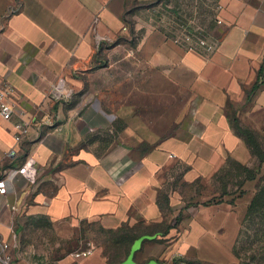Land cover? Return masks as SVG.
<instances>
[{"label": "crops", "instance_id": "1", "mask_svg": "<svg viewBox=\"0 0 264 264\" xmlns=\"http://www.w3.org/2000/svg\"><path fill=\"white\" fill-rule=\"evenodd\" d=\"M151 1L0 0V87L34 119L18 144L21 116L0 114V264H35L33 236L48 264L239 259L257 183L243 173L224 193L218 181L256 160L235 124L264 138V0H219L224 33L209 55L162 30L117 40L126 11ZM117 124L159 141L139 153ZM29 158L35 182L17 173Z\"/></svg>", "mask_w": 264, "mask_h": 264}, {"label": "rangeland", "instance_id": "2", "mask_svg": "<svg viewBox=\"0 0 264 264\" xmlns=\"http://www.w3.org/2000/svg\"><path fill=\"white\" fill-rule=\"evenodd\" d=\"M219 0H161L157 7L148 8L141 3L134 4L125 13V35L117 40L129 42L133 39L139 43L149 31L162 30L169 37L187 49L198 50L204 54H211L217 46L224 29L218 23ZM138 39V40H137ZM116 40V41H117ZM112 41V43L116 42ZM102 47V45H101ZM109 99L115 98V91H107ZM186 99L183 92L173 91L172 100L183 101ZM178 107L172 110L174 118ZM245 125V124H244ZM119 130L124 131V140L132 145L137 152L144 153L151 149L159 141L157 136L152 134L142 135L140 133L126 132L128 128L117 124ZM249 125L247 124V128ZM264 152V141L259 142ZM250 164L255 170L257 187L254 194L264 189V163L258 158ZM229 170L223 173L219 179V187L226 186L229 190H236L237 182L242 179L239 175V166L229 163ZM52 241V247H56L55 237H46ZM36 240L37 252L26 253L35 264H48L51 260L52 251L47 250L46 244H39ZM61 247L66 246L65 241H57ZM237 253L240 259L235 260V264H264V208L254 211L252 216L244 223V232L237 244ZM131 264V262H127ZM185 264H210L196 260L187 261Z\"/></svg>", "mask_w": 264, "mask_h": 264}, {"label": "built area", "instance_id": "3", "mask_svg": "<svg viewBox=\"0 0 264 264\" xmlns=\"http://www.w3.org/2000/svg\"><path fill=\"white\" fill-rule=\"evenodd\" d=\"M19 108L15 101V96L13 93V88L10 85H4L0 87V114L5 121H14L15 116L18 115ZM21 119L13 122L14 124V139L16 143L20 144L25 136H27L34 124V119L26 120L22 113H20ZM12 155L15 154L14 151L11 152ZM18 174L24 175L30 182H35L38 177L39 167L36 161L29 158L25 165L17 170ZM9 193V179L8 176L0 177V194L7 195ZM15 208V207H13ZM0 248L6 250L8 245L5 243H0ZM2 257L0 255V261ZM3 261V260H2ZM4 264H8L4 261Z\"/></svg>", "mask_w": 264, "mask_h": 264}, {"label": "trees", "instance_id": "4", "mask_svg": "<svg viewBox=\"0 0 264 264\" xmlns=\"http://www.w3.org/2000/svg\"><path fill=\"white\" fill-rule=\"evenodd\" d=\"M161 0H153L149 3H141L143 6L148 7V8H153V7H157L160 4ZM168 35V34H167ZM169 36V35H168ZM121 41V40H119ZM130 43H132L133 45H136V41L135 39L131 40ZM258 86V83L257 85ZM235 127L237 129V131L244 136L245 140L247 141V145L249 146V148L251 149L253 156L255 158H258L260 160L261 163H264V152H262V145L259 143L261 141H264V138H262L254 129H252L251 127H242L240 126L238 123L235 124ZM239 175H242L243 173H245L246 176V180H256V173L255 170L249 166L245 167V168H239ZM241 184V183H240ZM223 192L226 193L227 192V187L224 186L223 187ZM264 208V189L263 190H259L258 193L255 194L253 200L251 201L248 210H247V214L246 217L244 219V223L247 219H249L254 211H259L262 210ZM244 223H243V227L241 230V233L239 235L237 244L239 242L240 237L243 235L244 232ZM236 254L237 257L240 259L239 254L237 253V245H236ZM201 262V261H199Z\"/></svg>", "mask_w": 264, "mask_h": 264}, {"label": "water", "instance_id": "5", "mask_svg": "<svg viewBox=\"0 0 264 264\" xmlns=\"http://www.w3.org/2000/svg\"><path fill=\"white\" fill-rule=\"evenodd\" d=\"M129 262H131V264H135L134 262H132L131 260H129ZM125 264H128L127 262Z\"/></svg>", "mask_w": 264, "mask_h": 264}]
</instances>
